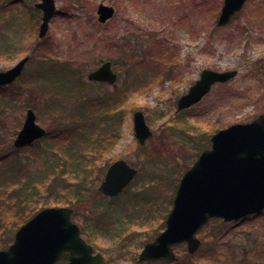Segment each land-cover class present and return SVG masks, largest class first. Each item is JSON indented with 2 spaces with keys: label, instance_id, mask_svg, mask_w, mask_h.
<instances>
[{
  "label": "rangeland",
  "instance_id": "374dc122",
  "mask_svg": "<svg viewBox=\"0 0 264 264\" xmlns=\"http://www.w3.org/2000/svg\"><path fill=\"white\" fill-rule=\"evenodd\" d=\"M36 2L0 0V71L30 58L14 83L0 87L2 151H13L27 108L48 128L76 121L64 108L82 97L91 99L85 107L106 121H90L100 124L90 142L79 141L71 151L58 142L48 154L35 155L30 148L18 152L28 182L37 178L34 189H28L29 202L37 211L42 204L72 207V220L105 264H152L139 262L138 255L163 229L179 179L208 148L210 136L264 115V0H247L222 27L215 24L222 0H55L58 13L43 38ZM100 3L114 9L104 24L97 20ZM122 42L129 49L114 47ZM166 51L172 56L165 58ZM105 60L113 62L117 84L87 82V73ZM203 69L235 70L236 75L216 81L199 103L177 111L178 98ZM75 85L81 89L77 95ZM136 110L152 132L143 146L133 132ZM118 159L134 166L138 177L118 198H102L97 188L107 165ZM10 189L1 184L0 194ZM12 219V212L1 207L0 233ZM13 234L1 235L0 249ZM197 236L199 250L188 255L185 246H178L171 264H264V211L240 225L210 220Z\"/></svg>",
  "mask_w": 264,
  "mask_h": 264
},
{
  "label": "water",
  "instance_id": "95a60500",
  "mask_svg": "<svg viewBox=\"0 0 264 264\" xmlns=\"http://www.w3.org/2000/svg\"><path fill=\"white\" fill-rule=\"evenodd\" d=\"M245 0H224L217 25L225 26L238 12ZM42 12L40 38L48 30V21L55 12L54 0H41L35 5ZM113 9L100 4L98 20L104 23L113 15ZM29 57L18 60L12 67L0 71V85L12 83L23 71ZM235 72L214 73L204 70L200 79L178 100V108H187L198 102L214 82H224ZM89 81L113 84L116 75L111 62L105 61L87 75ZM35 114L27 109L23 125L17 133L14 147L31 144L45 134L35 123ZM135 136L142 145L151 136L143 115L133 114ZM211 148L201 153L187 170L176 190L173 206L165 220V229L153 241L144 245L138 259L175 260L172 247L185 242L189 253L200 246L195 237L198 229L211 217L224 221L239 220L264 209V115L250 123L234 124L211 138ZM136 170L125 161L111 164L99 190L115 196L126 187ZM69 208H46L22 225L14 235L13 243L0 250V264H55L63 258L65 264H104L100 255L79 235L76 224L70 221Z\"/></svg>",
  "mask_w": 264,
  "mask_h": 264
},
{
  "label": "trees",
  "instance_id": "16d2710c",
  "mask_svg": "<svg viewBox=\"0 0 264 264\" xmlns=\"http://www.w3.org/2000/svg\"><path fill=\"white\" fill-rule=\"evenodd\" d=\"M114 47L117 50H126L129 49V45L125 43H121L120 46L117 44L114 45ZM171 51H166L162 55H166L165 58L168 56H172ZM48 56L52 59H55V56H51V52L48 53ZM139 57V56H138ZM46 61H43L42 63L45 65ZM60 74V73H59ZM61 75V74H60ZM66 73H63L64 76ZM75 82H80V77L74 79ZM73 89V88H72ZM81 89H78L77 86H74V93L77 95L80 93ZM104 102H107V98L103 97L102 99ZM91 99L87 97H82L80 101L77 104H69V107H65L64 110L69 111L71 114L76 115V121L74 120L73 123L66 122V121H59L56 125V122H54V125H51V127H48V132L46 136L33 145H31L30 149L33 150V154L40 155L42 154H48L47 148L51 144L58 145V142H66L67 143V149L68 151H71L75 146H77L79 141H88L90 142V133L93 131L92 129L94 127L100 126V124L97 123V125L94 122H90L93 118L97 120L99 123H103L106 121V117L102 114H95L91 113L89 109H87L84 105L85 102H89ZM58 105V104H57ZM63 114H65L64 111ZM96 141V140H95ZM95 145V144H94ZM4 146V143H0V191H1V184L6 185L10 187V191L6 192V195L0 194V208H5L6 210H9L12 212V219L11 223L8 226H1L2 232L0 233V237L3 234H9L12 232V230H16L18 226L22 223H24L26 220H28L36 211L37 209L33 204L29 202L31 199V195H29V190L34 189L33 182L37 180L34 176L29 178L30 181L28 182V175L26 172L25 167L22 165V162L19 160L18 152L20 150L14 149L10 154H4L2 151V147ZM55 156H59L60 154L53 153ZM35 158V157H34ZM46 160V159H45ZM34 161V160H33ZM47 163V162H46ZM27 165V163H24ZM90 166H96V163H92ZM38 179L39 176H38ZM9 184V185H7ZM14 185L16 186L14 188ZM29 189V190H28ZM81 193L76 192V197L79 198ZM44 204H42V207ZM164 219V218H163ZM14 220V221H13ZM247 220L252 221V217L248 218ZM245 220V221H247ZM244 221L236 224L240 225ZM212 236V234H211ZM163 263V262H158Z\"/></svg>",
  "mask_w": 264,
  "mask_h": 264
}]
</instances>
